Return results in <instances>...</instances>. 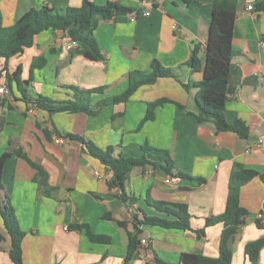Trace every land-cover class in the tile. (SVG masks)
<instances>
[{"label":"crops","instance_id":"1","mask_svg":"<svg viewBox=\"0 0 264 264\" xmlns=\"http://www.w3.org/2000/svg\"><path fill=\"white\" fill-rule=\"evenodd\" d=\"M90 1L98 5L113 1L133 10L113 20H99L94 35L104 60L72 57V49L67 47L70 38L48 30L36 37L34 46L8 62L11 74L22 68L32 98L43 96L61 102L74 99L71 86L103 89L91 95L89 113L50 114L11 96L0 105V157L14 154L3 169L0 198H9L25 233L22 264H125L135 215L173 220L148 204V196L170 205L186 204L192 216L191 230L141 226L140 238H147L148 245L132 264H159L158 260L180 264L183 253L217 258L224 225L206 227V220L225 212L234 166L240 164L264 175V11L257 8L260 0H236L234 55L225 110L229 123L240 120L247 125L249 138L220 132L209 121L200 123L194 115L198 90L192 87L186 91L182 86L204 77L203 71L181 66L196 45L205 64L215 0ZM83 2L0 0V9L4 24L11 26L32 8L64 10ZM250 5L254 10L248 9ZM144 12L150 15L144 16ZM133 14L138 15L134 22ZM42 56L46 63L34 69L31 80L33 61ZM155 59L175 69L179 81L161 79L139 89L128 102L115 103L114 98L128 87L129 73L148 70ZM0 81L6 85L5 78ZM164 98L174 103L158 106L155 118L138 129L148 104ZM69 133L83 136L101 149L113 146L115 156L125 158H138L143 145L167 150L176 167L172 174L150 165L134 169L126 190L138 201L125 205L118 196L120 191L108 186L113 171L84 153L79 141L66 137ZM58 138L62 143L56 142ZM179 171L204 178L206 183L196 187L192 180L176 177ZM240 200L249 215L231 243V264H251L245 247L264 238V228L256 224L264 217V180L257 177L245 185ZM79 226H88L110 242H92L87 230ZM201 230L204 233H199ZM0 235V264H16L10 257L11 238L1 216ZM257 264H264V249Z\"/></svg>","mask_w":264,"mask_h":264},{"label":"trees","instance_id":"2","mask_svg":"<svg viewBox=\"0 0 264 264\" xmlns=\"http://www.w3.org/2000/svg\"><path fill=\"white\" fill-rule=\"evenodd\" d=\"M189 0H187L188 2ZM259 11H264V0L257 4ZM133 10L122 6L119 3L109 1L105 5H98L90 0H84L80 7H69L64 10H56L49 6L32 8L23 14L13 25L4 24V16L0 9V78L6 79V87L9 91L8 96L0 94V105L13 97L25 105H33L36 108L46 110L50 114L55 113H89L90 97L93 93L103 92L102 88L84 90L75 86L70 89L73 92V100L55 102L43 96L32 98L28 94L27 85L29 81H23L22 68L19 67L14 73H10L8 62L11 58L21 55L26 48L34 46L36 37L48 30L61 32L71 40L78 43L76 48H72L71 55H83L92 61H102L105 59L94 32L99 25V20H113L120 15L132 13ZM236 21V0H215L212 9V21L210 24L209 42L205 64L200 57V46L196 45L192 49L189 60L181 67L188 68L192 72L203 71L204 77L199 82L182 84L186 91L192 87L198 90L196 95V114L195 117L200 123L212 122L216 130L232 131L240 137L249 138L247 125L237 120L229 123L225 116L226 104L229 94V78L231 75L233 50V36ZM2 61V63H1ZM46 59L42 56L33 61L31 67L32 80L33 71L42 68ZM3 64V66H2ZM171 78L179 81V74L173 68H167L159 60H153L148 70L131 71L128 75L129 84L127 89L114 98L115 103L128 102L139 89L153 86L161 79ZM0 81V88L2 87ZM7 97V98H6ZM174 103L169 99H160L148 104V111L144 120L140 123V129L147 121L155 118V109L165 103ZM183 108L180 104L176 103ZM70 140L79 141L82 144V151L100 161L103 165L113 171V179L108 182L111 189H118L119 198L125 205H133L138 199L130 196L126 190V182L132 171L139 167L152 166L154 169H163L172 174L176 164L171 159L167 150L155 148L149 145L141 146V154L138 158L115 156V148L108 146L101 149L93 142L87 141L83 136L77 134H66ZM20 157V152L17 153ZM13 153H5L0 157V191L4 190L3 169L6 162L13 157ZM34 168L40 169L38 165L31 163ZM176 177L188 178L193 181L194 186L206 183L204 178H194L182 171ZM260 177L264 180V175L256 170L247 169L243 165L236 164L232 170L229 195L226 210L223 214L207 218L206 227L216 224H223L224 229L221 237L220 254L217 258H211L194 253H183L180 264H231L233 250L231 243L238 235L241 228L246 223L249 212L241 204V189L253 179ZM148 204L156 208L173 220L165 217L149 216L143 213L140 218L134 216V232L129 233L128 253L125 264H132L134 259L140 256L141 250V226H158L164 229L191 230V214L186 204H167L162 201L151 200L148 196ZM0 216L3 220L11 238L10 257L16 264L23 263V239L25 233L20 229L17 216L14 212L9 198H0ZM106 218H110L109 215ZM121 226L125 223L119 222ZM259 228H264V218L256 222ZM86 229L90 240L94 243H109L110 238L103 235H96L91 232L88 226H79ZM199 233H204L201 230ZM1 239V235H0ZM264 249V238L249 242L245 247V254L249 257L251 264H257L260 253ZM159 264H169L158 260Z\"/></svg>","mask_w":264,"mask_h":264},{"label":"built area","instance_id":"3","mask_svg":"<svg viewBox=\"0 0 264 264\" xmlns=\"http://www.w3.org/2000/svg\"><path fill=\"white\" fill-rule=\"evenodd\" d=\"M248 9L250 10V11H252V10H254V6L253 5H250V6H248ZM144 16H149L150 15V12H144V14H143ZM137 17H138V15L137 14H133L132 15V18H131V21L132 22H134V21H136L137 20ZM63 34V33H62ZM66 36V35H65ZM78 45V43L76 42V41H73V40H71L70 39V41H69V44H68V48L69 49H72L73 47H75V46H77ZM0 94L1 95H3V96H8L9 95V91H8V89H7V87H6V85L5 84H3L2 85V87L0 88ZM56 142L57 143H62V139L61 138H58L57 140H56ZM167 182H170V180H167ZM260 218H264L263 216H260ZM141 248L143 249V248H146V246L148 245V239L147 238H143L142 240H141ZM2 245H1V243H0V247H1ZM141 252H142V250H141Z\"/></svg>","mask_w":264,"mask_h":264}]
</instances>
